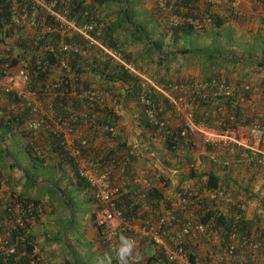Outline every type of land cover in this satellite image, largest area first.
Returning <instances> with one entry per match:
<instances>
[{
    "label": "trees",
    "instance_id": "16d2710c",
    "mask_svg": "<svg viewBox=\"0 0 264 264\" xmlns=\"http://www.w3.org/2000/svg\"><path fill=\"white\" fill-rule=\"evenodd\" d=\"M53 1L54 11L65 20H73L76 26L93 22L95 29L90 31V35L103 47L115 52L123 62L106 55L98 46L87 48L88 40L83 35L54 14L30 4L31 0H17V3L34 15L39 23L38 28L28 30L24 25L14 24L10 18V2L0 0V76L16 71L20 60L25 59L29 75L28 87L37 92L43 105H49L57 124L67 120L78 125L82 135L86 131L91 135H103L110 141L117 140L122 151L117 150L121 155L125 150L126 157L131 159L133 155L130 154V149L124 141H119V131L111 134L101 128L104 124L118 126L119 116L107 104L104 105L103 101L106 94L111 95V86L119 83L124 91L118 94L114 92L117 95L111 97L114 104H119L120 101L125 105L135 102L142 113L143 128L160 137L164 134L161 137L164 149H161L159 159L166 169L173 166L180 181H191V186H197L198 189H233V193L229 190L232 201L226 210L207 197L192 204L191 209L205 224L206 229L201 234L190 233L185 238L188 237L190 242L192 238L200 236L209 247L193 252L185 239L189 258L194 260L200 253L201 260L207 263L210 253H222L231 243V235L234 234L240 241L234 250L236 254L242 253L243 259L240 260L244 264H264V252L249 248L242 241L246 238L250 241L262 239L264 242V194L260 198L254 193L250 194L249 182L240 185L237 176L229 174L230 169L235 166H252L249 160H253L254 169L264 176V166L257 162L258 157L248 153V161L234 163L232 158H240L242 151L231 145L229 155L221 156H229L230 163L215 167L212 160L210 164H205L203 158L208 159L207 156H200V164L191 166L200 141L195 135H188L187 138L181 136L184 122L177 115L173 102L152 88L147 95L154 107L161 108L160 116L164 118L166 113H170L173 117L172 122L164 118L165 126L158 132L156 126L150 124L144 106L139 101L141 79L126 67L129 65L161 84L173 98L178 100L181 97L195 124L201 123L219 131L240 127L249 129L254 124H264V14H258V17L257 14L238 15L225 2L213 6L199 4L194 0H174L171 12L179 14L183 21L172 24L169 16L163 14L153 0L150 1L151 8L145 4L148 0ZM254 1L264 10V0ZM190 20H197L198 23L194 24ZM229 20L244 24L254 20L258 26L250 30L252 33L247 36L244 32H237L233 23H228ZM44 27L50 29L45 31ZM38 33L41 35L37 36ZM61 43L78 44L86 49V54L72 49L63 50ZM185 65L193 66L198 74H182ZM221 86L228 87L229 91H224ZM87 90L95 91L97 96H84L83 93ZM3 96L9 101L8 108L3 107L5 112L0 116V157L8 156L9 152V144L4 139L8 136L14 138L25 135L28 138L25 149L33 160L38 161L43 155L37 140L48 133L49 149L53 147L52 150H58L56 153L65 154L74 166L73 160L67 155L69 150L64 142L63 131L52 133L41 127L38 133H32L24 126V121L30 116L27 108H21L20 100L13 92ZM18 104V111L14 110ZM45 120L48 121V118L43 117L42 124ZM84 136L88 139L86 134ZM185 138L188 148L181 153L176 152L177 146L185 144ZM55 146L58 147L57 150ZM204 149L211 153L215 147L205 144ZM115 156V151L111 149L101 157L97 156V160L107 163L111 159L115 160ZM223 170L222 174L218 172ZM78 178L83 180L79 176ZM145 178L149 188L144 200L135 203L120 194L116 196V201L125 215L142 216L153 221L156 220L161 204L163 208L171 209L162 191V187L169 185V178L164 177L158 168L153 172L148 171ZM251 195L260 207L252 218H246L236 203L238 196L247 199ZM19 198L18 196L8 206L0 208V212L4 213L14 202L20 201ZM33 213L36 217L34 208ZM98 228L102 232L101 227ZM6 239L8 243L16 241L17 249L13 254H4V250L0 248V264H27L31 243L34 242L28 228L13 230ZM149 243L153 242L150 240ZM144 257L148 262L169 264L159 250L156 254ZM224 257L225 260L220 264L232 261L231 258H226L227 255Z\"/></svg>",
    "mask_w": 264,
    "mask_h": 264
},
{
    "label": "built area",
    "instance_id": "2783aa9c",
    "mask_svg": "<svg viewBox=\"0 0 264 264\" xmlns=\"http://www.w3.org/2000/svg\"><path fill=\"white\" fill-rule=\"evenodd\" d=\"M8 1L10 2V18L14 24L24 25V28L28 30H35L38 28V20L26 7L19 6L17 0ZM153 1L160 9H162L163 14L169 16V20L172 24L183 21V18L179 14L171 12L174 0ZM194 1L211 4L213 6L225 2L230 8H232L235 14H242V0ZM30 4L33 6H39L45 12L54 14L66 25L83 35L85 39L88 40L87 48L98 46L106 55L123 62L115 52L103 47L95 37L90 35V31L95 29L93 22L83 23L82 25L76 26L73 20H65L54 11L55 1L53 0L49 2H44L43 0H31ZM190 22H193L194 24L198 23L197 20H190ZM49 29L50 27H46V29L45 27L43 28L45 31ZM38 35H41V33H38L37 36ZM61 47L63 50L72 49L76 52H80V54H86V49L78 44L61 43ZM19 63L20 65L17 67L16 71L0 76V91L4 94L13 92L20 100L22 107L27 108L30 116L24 121V126L32 133L36 134L40 131L43 121V103L39 100L37 92L28 87L29 75L25 67L27 65L26 60L22 59ZM126 67L136 73L141 79L142 90L139 94V101L144 106L145 114L150 124L156 126L158 132L165 126V119L160 116L161 108L154 107L147 95L148 90L152 88L155 91L166 95L173 102L175 110L181 114L184 122L181 136H185L186 138L188 135H195L196 137L201 136L203 143L213 146L225 145L224 154H227L231 145L236 144L247 151L242 150L240 158L232 159L234 163H238L240 160L248 161V153H250L253 156H257V162L264 166V146L261 145V142L264 140V124H254L249 129H243L240 127L223 131L209 128L201 123L195 124L193 123L190 114L186 111V106L181 97L178 100L173 98L165 91V88L161 84L154 82L144 74H140L129 65H126ZM221 88L226 92L229 91V88L226 86H221ZM83 95L88 98H94L97 96V93L92 90H87ZM4 112L3 106L0 105V116L3 115ZM58 126L59 130L64 132V142L68 147L71 158H73L76 163L78 176L82 178L93 191L94 198L98 204V209L95 213V221L98 227H101L102 229V238L108 243L110 247L109 250L118 243L120 235H127L135 240L134 235L125 233L128 223L135 222L139 225V229L144 235L150 236V240L153 243L162 246V249H160L159 252L163 253L169 264H220L225 260L224 255H227L226 258H231L232 261H227L229 264H244L242 260H239L234 256V250L240 242L234 234L231 235V243L225 247L222 253L214 255L210 253L211 257L207 263L199 258L191 260L185 245V237L188 234H201L206 229V226L197 218L195 213H193L192 217H189L191 219L183 220L179 215V212H187V214H190L192 204L202 197L215 200L220 205L224 202L229 203L232 201V196L228 190L220 187L214 189H206L202 187L201 189H198L196 187L189 188L184 186L177 192L175 206L178 210L171 213L166 220L161 217L157 218L158 220L155 223H152L149 219L142 216L125 215L122 209L118 208L116 201V196L119 190L116 184L118 173L117 168H119V172L123 174L124 167L117 166V162L114 159H111L110 162L101 164L99 160L89 156L87 152L88 139L82 135V131L78 125L75 126L69 123V121L63 120ZM116 127L117 126L114 124H104L101 128L103 131L112 134L118 131V128ZM163 135L161 134V137H163ZM186 138V145L181 144L180 146H177L176 152L181 153L188 148ZM211 160L217 166L230 163V159L226 157L220 160L215 156H211ZM198 163L197 160H194L191 163V166L196 167L198 166ZM142 196H144V194ZM236 206L239 208L240 212H246L247 204L243 197L238 196ZM33 208V205L25 200L14 202V204L8 207L4 213L0 212V248L4 250V254L15 253L17 249L16 241L8 243L6 236L13 230L28 228L35 219ZM174 226L178 227V229L173 230L175 228ZM242 241L245 246L254 250H261L262 253L264 252V242L262 239L250 241L245 238L242 239ZM139 255L141 256L140 264H160L158 261L148 262L144 256L140 253ZM41 262L39 248L34 242H32L30 258L27 264H42ZM227 262L225 264H228Z\"/></svg>",
    "mask_w": 264,
    "mask_h": 264
},
{
    "label": "crops",
    "instance_id": "0c3cea01",
    "mask_svg": "<svg viewBox=\"0 0 264 264\" xmlns=\"http://www.w3.org/2000/svg\"><path fill=\"white\" fill-rule=\"evenodd\" d=\"M256 4L254 0H242L241 10L243 15H248L251 6L254 7ZM194 72L195 75L198 74L197 71ZM182 74H185L184 70ZM110 89H112L111 95L106 94L103 104H107V106L112 108L115 114L119 116L117 128L121 139L118 140L126 143L133 158L128 159L125 150L122 152L124 154L121 155V152L117 150L119 149L122 151L117 140H115V142L110 141L103 135H91L89 132L85 131L83 134L85 133L89 139V148L87 152L89 156L97 159V156L101 157L111 149L115 151L117 166L124 167L123 174H121L119 168H117L116 184L119 188L117 196L124 194V196L135 203L144 200L146 197L145 193L149 188V183L145 178L147 172H153L155 168H158L164 177L169 178V185L162 187V191L171 209H165L163 208V204H161L156 215V220L151 222L155 223L159 217L166 220L171 213L178 210L175 206L178 190L184 186L189 188L198 187L191 186V181H180L173 166L170 169H166V167L163 166L161 159H159L161 149H164L162 138L143 128L142 113L140 107L137 106L135 102H130L125 105L120 101L119 104H114V100L111 99L112 96H117L114 92L118 94L120 91L121 93L124 91L119 83L114 84ZM3 95L4 93L0 91V105L8 108L9 100ZM257 99H260L259 95ZM17 106L14 107V110L18 111L19 104ZM21 108L23 107L21 106ZM42 108L44 112L43 117L48 118V121L45 120L41 127L48 132L51 130L52 133L59 130V126L53 118V112L49 105H43ZM164 118L169 122L173 121V117L170 113H166ZM43 135L44 138L37 140L43 155V158L40 160L38 159V161H36L37 159L33 160L32 155L25 149L26 143L28 142V138H26L25 135L19 137L18 141L22 142H19L18 145L13 144L14 142L11 140L10 136L4 139L5 143L9 144V152L8 156L0 157V208L7 205L10 201L15 200L18 196L20 197V201H29L35 209L36 217L29 225L28 233L33 237L34 243L39 248L41 263L66 264L65 262H70L71 258L74 257L75 246H78L74 236L75 228L73 225L74 217L71 203L79 199L88 207L86 224L89 226V230L86 232V235L91 245L90 250L95 253L97 264V258L102 257L105 252L110 251V247L102 238V232L99 230L95 221V213L98 209V204L94 198L93 191L85 181L78 178L76 174L77 166L74 159L71 158L70 152L68 151L67 155L73 160L74 166L68 161L65 154L56 153L58 151L57 146H55L57 151L52 150L54 149L53 147L49 149V142L47 140L48 133ZM44 149H46V151L50 150V152H46ZM229 152L228 150V155ZM26 153L29 158L24 155ZM249 162L252 166H235L230 169L229 174L234 177L237 176L236 179L240 185L249 182L248 186L249 189H251L249 193H254L260 198L264 194V176L257 169H254L253 160H249ZM101 164L104 163L101 162ZM32 169H38V171L35 172L32 171ZM218 172L222 174L224 170ZM229 190L231 191L233 189L229 187L228 191ZM72 193L75 194V196H72ZM143 194L144 196H142ZM245 200L247 204L246 212H244L245 217L252 218L259 210L260 205L252 195L250 198H245ZM229 204L228 202H224L220 206L222 209L226 210ZM190 210L192 214L191 212L190 214H187V212H179L183 220L191 219L189 217H192L194 211L193 209ZM228 212H230V210ZM175 229H178V227H175L173 230ZM125 233L134 235L136 249L142 256L156 254L158 250L162 249V246L159 244H150L149 241L151 237L144 235L140 231L139 225L135 222L128 223ZM187 239L186 241L188 242ZM204 244L205 242L200 236L196 239L192 238L190 242H188L193 252H200L204 248L209 247ZM199 255L195 257L201 260ZM234 256L239 260L243 259L241 252L238 254L235 253ZM77 263L82 264L80 261H77Z\"/></svg>",
    "mask_w": 264,
    "mask_h": 264
},
{
    "label": "rangeland",
    "instance_id": "374dc122",
    "mask_svg": "<svg viewBox=\"0 0 264 264\" xmlns=\"http://www.w3.org/2000/svg\"><path fill=\"white\" fill-rule=\"evenodd\" d=\"M150 1L151 0H148V2H145L146 6L148 8H151V2ZM199 4H204V3L199 2ZM224 13L226 14L225 10H224ZM248 13L252 14V15H255V14L260 15V14H264V10L261 8L260 5L256 4V6H254V7L251 6V9ZM257 17H258V15H257ZM230 22L233 23L237 32H244V34L247 36H249L252 33L250 30L255 29L258 26L257 21H254V20L249 22V23H246V24L240 23V22H233V21L229 20L228 23H230ZM183 70H184L185 74L193 75L195 73L194 67L191 65L190 66L189 65L183 66ZM177 115L179 117L181 116V114L179 112H177ZM197 138H198V141H200V144L198 146V150H195V152H194V157H195V160H197L199 162L198 165L200 164V156H207L208 157V159L203 158V161L205 162V164H207V163L210 164L211 156H215L220 160L223 159V157H221V156L225 155L224 154L225 145L214 146L215 147L214 151L209 153L206 151V149H204V145L206 143H202L203 141L201 139V136H198ZM11 140L14 142L13 143L14 145H18L19 142H22V141H18L19 137H14V138L11 137ZM233 145H235L236 150H239V151L243 150L241 148V146H238L236 144H233ZM261 145H263V141L261 142ZM24 155L27 158H29L27 153ZM226 158H228V157H226ZM232 159H235V157ZM211 162L213 163V161H211ZM213 164H214V166H216L215 163H213ZM257 167H260V166H257ZM32 171L36 172V171H38V169H36V170L32 169ZM71 195L75 196V194H73V193ZM218 201H222V200H218ZM71 204H72V211H73V217H74V219H73V225L75 228L74 236L77 240L76 244L78 246L77 247L75 246L74 257L71 258V261L70 262L67 261L65 263L66 264H78L77 261H80V263H82V264H96V257L94 255L95 253L90 250L91 245H90V242H89L87 235H86V232L89 230V226L86 224V221H87L86 214L88 212V207L84 202L80 201L79 199L72 201ZM82 251H84V252H82ZM67 260H69V259H67Z\"/></svg>",
    "mask_w": 264,
    "mask_h": 264
},
{
    "label": "clouds",
    "instance_id": "9594fccd",
    "mask_svg": "<svg viewBox=\"0 0 264 264\" xmlns=\"http://www.w3.org/2000/svg\"><path fill=\"white\" fill-rule=\"evenodd\" d=\"M140 264L141 256L136 249V242L132 237L120 235L118 243L97 258V264Z\"/></svg>",
    "mask_w": 264,
    "mask_h": 264
}]
</instances>
